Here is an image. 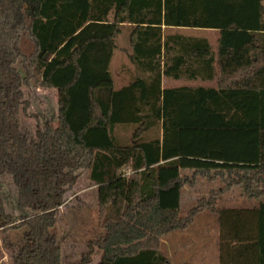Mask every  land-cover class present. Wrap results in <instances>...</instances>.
<instances>
[{
	"label": "trees",
	"instance_id": "16d2710c",
	"mask_svg": "<svg viewBox=\"0 0 264 264\" xmlns=\"http://www.w3.org/2000/svg\"><path fill=\"white\" fill-rule=\"evenodd\" d=\"M173 28L215 29L216 45ZM123 29L139 74L124 63L129 83L117 88ZM30 87L54 88L58 101L34 134L21 127ZM83 170L103 233L80 264L98 250L97 264H171L164 237L202 211L217 214L219 264H264V202L218 205L236 185L264 197V0H0V177L27 212L16 222L0 197L13 264H62L58 210ZM199 176L221 187L182 214Z\"/></svg>",
	"mask_w": 264,
	"mask_h": 264
},
{
	"label": "rangeland",
	"instance_id": "374dc122",
	"mask_svg": "<svg viewBox=\"0 0 264 264\" xmlns=\"http://www.w3.org/2000/svg\"><path fill=\"white\" fill-rule=\"evenodd\" d=\"M187 30H181L187 33ZM174 32V30L172 29ZM189 34L197 35L196 32ZM212 42L216 36L209 34ZM116 49L111 62V72L115 80L116 87L119 88L129 83V77L123 71V64L126 63L136 74L139 71L130 62L131 53L128 31L123 29L116 39ZM180 84H196L189 81L173 80L163 78L164 86H178ZM199 84L209 85L208 82H199ZM25 99L29 101V108L21 115V127L25 131L34 134L38 127L43 126L48 120L55 119L58 114L57 90L54 88L30 87L25 89ZM116 134L122 142H129L132 136V128L118 127ZM153 136L152 132L145 134V138ZM185 173L191 174L190 170ZM79 181L76 186L66 195V202L58 210L57 231L62 243V264H80L81 256L88 251V242L91 239L98 238L103 229L98 225V192L96 186L87 179V171L79 172ZM221 187L219 180H209L206 177H197L193 186H186L182 191V214L191 208L201 196L208 195L213 189ZM0 197L3 198L8 212L13 214L16 222H19L27 213L17 206L16 190L9 177H0ZM260 202L262 198L248 197L241 185H236L229 191L222 193L219 197L218 205L220 207H253ZM218 228L217 214L202 211L194 223L187 230L175 231L163 240L162 252L168 255L171 264H188V259L193 258L189 264H202L200 258L204 254L205 264H217V254L220 246V235ZM9 231L13 240L20 239L21 232ZM174 233V234H173ZM3 232L0 231V264H13L12 252L7 249L3 240ZM19 236V237H18ZM175 236V237H173ZM191 238L192 244H198L197 250L187 246L189 242L185 237ZM182 245L175 249L172 247V239L177 240ZM177 245V244H176ZM195 250V251H194ZM101 252L98 250L93 255L92 263L97 264ZM198 257V258H197Z\"/></svg>",
	"mask_w": 264,
	"mask_h": 264
},
{
	"label": "crops",
	"instance_id": "0c3cea01",
	"mask_svg": "<svg viewBox=\"0 0 264 264\" xmlns=\"http://www.w3.org/2000/svg\"><path fill=\"white\" fill-rule=\"evenodd\" d=\"M184 29H194V30H187V33L181 31V30H184ZM174 31H179L181 33H185V34H188V35H193V34H189V32L193 31V32H196L198 33L196 36H201V37H206L207 39H209L210 43L215 46L216 45V42H217V38H218V31L215 30V29H203V28H179V29H176V28H173ZM209 34H213L216 36L215 40L212 42V40L210 39L209 37ZM112 62V61H111ZM190 227V226H189ZM188 227V228H189ZM187 228V229H188ZM186 229V230H187ZM219 232V231H218ZM174 234V233H173ZM175 237V236H173ZM165 238V237H164ZM187 239V241L189 242V244H187V246L189 248H191L192 250L195 249L197 250V247H198V244L194 245L192 244L191 242V238L189 239L187 236L185 237ZM179 238H177V240H173L172 239V247H174L175 249H177L178 247H182V245L178 242ZM163 242L166 244L167 241L163 240ZM163 244V243H162ZM177 244V245H176ZM220 247V246H219ZM194 250V251H195ZM204 254H202V257L200 258V260L202 261V264H205V258L203 257ZM198 258V257H197ZM196 259V258H195ZM193 258H189L187 261H188V264L192 262V260H195ZM217 264H219V250H218V254H217Z\"/></svg>",
	"mask_w": 264,
	"mask_h": 264
}]
</instances>
